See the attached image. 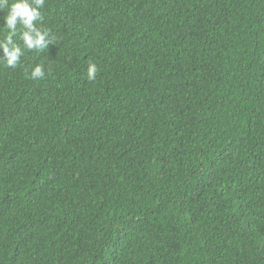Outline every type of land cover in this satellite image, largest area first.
Masks as SVG:
<instances>
[{
    "label": "trees",
    "instance_id": "16d2710c",
    "mask_svg": "<svg viewBox=\"0 0 264 264\" xmlns=\"http://www.w3.org/2000/svg\"><path fill=\"white\" fill-rule=\"evenodd\" d=\"M41 13L0 64V264H264V0Z\"/></svg>",
    "mask_w": 264,
    "mask_h": 264
},
{
    "label": "clouds",
    "instance_id": "9594fccd",
    "mask_svg": "<svg viewBox=\"0 0 264 264\" xmlns=\"http://www.w3.org/2000/svg\"><path fill=\"white\" fill-rule=\"evenodd\" d=\"M46 0H0V13L5 12L2 17L3 26L0 31L5 34L0 38V64L16 68L24 55V50L42 51L54 44V38L50 37L48 31L38 24L43 19L41 9L45 7ZM18 38L21 44L16 42ZM98 69L95 64H89L87 79L94 81ZM45 70L42 64H37L30 73L32 80L43 79Z\"/></svg>",
    "mask_w": 264,
    "mask_h": 264
}]
</instances>
